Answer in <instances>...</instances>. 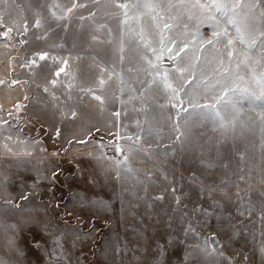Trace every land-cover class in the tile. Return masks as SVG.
<instances>
[{
    "label": "rangeland",
    "instance_id": "1",
    "mask_svg": "<svg viewBox=\"0 0 264 264\" xmlns=\"http://www.w3.org/2000/svg\"><path fill=\"white\" fill-rule=\"evenodd\" d=\"M51 2L8 0L6 5L0 4V10L9 25L15 21L22 29L27 21L31 29L36 13L47 15ZM75 2L85 7L74 10L59 25L53 23L45 39L37 40L40 33L36 30L23 37L13 33L8 47L0 39V80L6 82L0 85V107L13 112L12 121L32 135H44L45 130L54 135L57 130L65 136L71 134L75 150L81 154L85 142L93 147L92 159L77 157L81 169L71 185L78 196L76 248L71 249V258L76 264H264V132L257 112L243 101L234 124L228 127L213 125L205 116L194 114L186 129L174 133L173 125L181 122L177 113L184 115L179 100L188 107L183 93L171 103L163 92L155 93L149 108L138 99L129 100L127 88L121 96L115 76L103 93L108 103L99 104L80 91L97 78L99 62L105 67L115 65L131 86L138 88V82L146 78L143 69L129 72L127 60L123 67L120 62L123 45L127 58L141 63L137 56L138 50L142 51L139 22L129 18L125 23L123 17L107 16L103 5H94L92 0ZM90 12L97 15L89 18ZM182 32V28L177 30L179 39H188ZM201 32L205 37L211 35L207 24ZM20 39H26L27 44L21 46ZM40 51L69 60L67 76L62 73L55 88L49 84L54 71L50 60L38 61L39 67L21 66ZM205 55L211 60L214 53ZM166 56L163 63L170 67ZM218 68V64L204 62L197 71L210 79L218 74ZM236 71L233 65L230 79H235L239 88L258 91L250 75L241 80ZM246 72L240 70L242 76ZM12 80L19 83L13 85ZM44 87H48L47 93ZM53 92L58 99H53ZM195 99L199 104L210 102L200 91ZM18 103L26 106L20 112L14 107ZM142 107L144 111H140ZM116 111L121 113L119 118L113 116ZM116 132L133 137L140 134L152 157L146 160L133 155L130 165L134 174L116 167L115 161L122 157L109 141L125 144L116 140ZM157 196L163 199H154ZM213 233L218 239L213 246L222 250L224 257H205L196 248ZM158 245L164 246L163 257Z\"/></svg>",
    "mask_w": 264,
    "mask_h": 264
},
{
    "label": "snow or ice",
    "instance_id": "2",
    "mask_svg": "<svg viewBox=\"0 0 264 264\" xmlns=\"http://www.w3.org/2000/svg\"><path fill=\"white\" fill-rule=\"evenodd\" d=\"M92 2L94 5H103L107 16L123 17L125 23L129 18L139 22L138 43L142 46V51L138 50L137 56L141 63L138 65L135 61L128 59L123 45L119 50L120 62L123 67L127 60L129 72L138 73L143 69L146 78L138 82V88L131 86L130 81H126L121 73L116 72L115 65L105 67L102 66V62H99L97 78L91 86L81 88V92L99 104L106 105L108 101L103 93L108 81L115 76L120 81L121 96L124 95L127 88L129 100L138 99L142 105H147L149 108L151 101L155 100V93L163 92L169 103L172 100H178L180 94L183 93L188 107L184 106L183 100H179L180 111L184 115L181 116L180 112L177 113L181 122L173 125L174 133H180L182 127L186 129L194 114L205 116L212 121L213 125L228 127L234 124L239 115V105L243 101H247L248 107L257 112V120L261 131L264 132V0H92ZM7 3L8 0H0V4L6 5ZM84 7V4H78L75 0L69 4H61L57 0H52L47 5V15L36 13L31 29L27 21L22 29L15 26V21L9 25L5 22L3 11L0 10V29H2L0 30V39L5 41V47H8V42L14 39L13 33L23 37L30 30L40 33L36 36L37 40L45 39L52 31L53 23L59 25V22L67 20L74 10ZM96 15L97 12H90L89 18H94ZM79 18L85 19L82 15ZM205 24L211 31L209 37H205L201 32V28ZM181 28L183 29L182 35L189 37L188 39H179L177 36V30ZM19 43L23 46L27 44V40L20 39ZM58 47H63V45ZM241 48L243 51L240 50ZM205 53H214V55L209 60ZM165 54H167L166 59L170 67L163 63ZM255 57H259V59ZM225 59H227V68L224 67ZM49 60L54 67L53 78L49 80V84L55 88L60 83L61 74L67 76L68 59L52 55L48 51H40L33 53L32 57L21 66L39 67L38 61L47 62ZM204 62L210 65L218 64V74L210 79L204 78V72L197 71L200 64ZM233 65L237 70L236 77L243 80L246 75H250L255 81L258 91L239 88L236 80L230 79L233 75ZM242 69H247L244 76L240 74ZM5 83L4 80H0V85ZM11 83L15 85L19 81L12 80ZM71 86L69 84L68 88ZM43 91L47 93L48 87H44ZM198 91L203 92L204 98L210 102L199 104L195 99ZM52 96L53 99H58L54 92ZM69 98H71L70 94ZM24 99L27 100L28 97L25 96ZM121 103H125V101L121 100ZM14 107L16 112H20L26 106L18 103ZM160 107L163 108L165 105L161 104ZM172 107H177V105L173 104ZM189 107L191 111H189ZM144 110L143 107L140 109V111ZM7 115L12 117L13 112L8 111ZM76 115V112L73 111L72 116ZM120 115V111L113 112V116L117 118ZM4 125H7L8 129L12 128L8 119L0 117V130ZM137 126L140 127L139 123ZM148 134H153L151 129ZM57 135H59V130H57ZM114 135L117 141H125V144H113L109 141L114 151L120 153L122 157L115 161L117 169L123 166L126 173L134 174L135 170L130 165L133 155L142 156L146 160L152 159L145 151V144L142 142L140 134L133 137L131 135L121 136L119 132H116ZM5 139L11 140L12 137L8 135ZM176 139H180V135H177ZM18 142L23 143L22 141ZM8 151L11 152L12 149L9 148ZM53 175L55 176V173ZM172 191L175 192V189ZM27 198V196L21 197L23 200ZM154 199L161 200L163 196H157ZM8 205L19 207L18 204L13 205L11 201L8 202ZM216 243H218L217 235L213 233L196 248L205 257H224V252L213 246ZM33 246L45 252L48 256V264H53V257L59 261L63 256V245L59 239L53 241L51 251L43 248L39 240H34ZM158 247L160 256L163 257L164 246L158 245ZM16 252L17 255L22 254L19 248L16 249Z\"/></svg>",
    "mask_w": 264,
    "mask_h": 264
},
{
    "label": "crops",
    "instance_id": "3",
    "mask_svg": "<svg viewBox=\"0 0 264 264\" xmlns=\"http://www.w3.org/2000/svg\"><path fill=\"white\" fill-rule=\"evenodd\" d=\"M8 111L0 107V117L12 125L0 130V264H48V256L33 241L51 251L57 239L63 256L59 261L53 257V264H76L70 251L76 248L78 196L71 185L81 169L77 157L92 159L93 147L85 142L81 154L71 134L45 130L44 135H32L16 125ZM8 135L11 140L5 139ZM9 201L19 207L9 206ZM17 248L22 254L17 255Z\"/></svg>",
    "mask_w": 264,
    "mask_h": 264
}]
</instances>
